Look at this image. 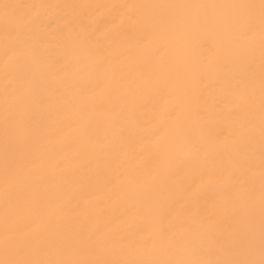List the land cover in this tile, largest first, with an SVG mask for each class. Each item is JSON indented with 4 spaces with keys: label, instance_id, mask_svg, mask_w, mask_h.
Listing matches in <instances>:
<instances>
[{
    "label": "bare ground",
    "instance_id": "6f19581e",
    "mask_svg": "<svg viewBox=\"0 0 264 264\" xmlns=\"http://www.w3.org/2000/svg\"><path fill=\"white\" fill-rule=\"evenodd\" d=\"M262 221L264 0H0V264H264Z\"/></svg>",
    "mask_w": 264,
    "mask_h": 264
},
{
    "label": "rangeland",
    "instance_id": "374dc122",
    "mask_svg": "<svg viewBox=\"0 0 264 264\" xmlns=\"http://www.w3.org/2000/svg\"><path fill=\"white\" fill-rule=\"evenodd\" d=\"M262 223H264V221H262ZM258 233H259L261 238H264V225L263 224H261V226L258 228ZM252 246H256V244L254 243ZM257 257L264 260V252L258 251Z\"/></svg>",
    "mask_w": 264,
    "mask_h": 264
}]
</instances>
